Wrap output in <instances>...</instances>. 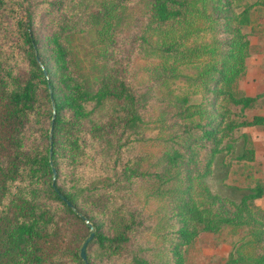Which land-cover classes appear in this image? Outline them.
I'll return each instance as SVG.
<instances>
[{
  "label": "trees",
  "instance_id": "obj_1",
  "mask_svg": "<svg viewBox=\"0 0 264 264\" xmlns=\"http://www.w3.org/2000/svg\"><path fill=\"white\" fill-rule=\"evenodd\" d=\"M257 12L264 0H0V264H86V220L89 264H188L224 232L222 264H264V183L236 201L208 182L220 155L256 160L238 133L264 128L240 89Z\"/></svg>",
  "mask_w": 264,
  "mask_h": 264
},
{
  "label": "rangeland",
  "instance_id": "obj_2",
  "mask_svg": "<svg viewBox=\"0 0 264 264\" xmlns=\"http://www.w3.org/2000/svg\"><path fill=\"white\" fill-rule=\"evenodd\" d=\"M249 2L255 0H248ZM263 12V11H262ZM257 12L251 27L246 28L251 42V58L248 61V73L240 83L241 93L260 96L252 109L246 111V117L264 116V13ZM262 15V16H259ZM248 133L256 148V160L243 162L230 156L220 155L215 160L212 175L208 178L215 193L239 201L259 182L264 183V128L253 127L241 130ZM243 141L238 144L237 155L243 151ZM256 204L264 208V197ZM235 238L227 232L221 235H205L195 240L186 250L188 264H222L231 250Z\"/></svg>",
  "mask_w": 264,
  "mask_h": 264
},
{
  "label": "water",
  "instance_id": "obj_3",
  "mask_svg": "<svg viewBox=\"0 0 264 264\" xmlns=\"http://www.w3.org/2000/svg\"><path fill=\"white\" fill-rule=\"evenodd\" d=\"M55 108V106H54ZM55 117V115H54ZM52 145V144H51ZM51 150H52V146H51ZM51 157H52V153H51ZM51 163L53 164V161H51ZM53 172H54V175L56 177V169L54 168L53 169ZM54 186H55V183H54ZM58 192V191H57ZM59 193V192H58ZM60 198L63 200V201H66L67 205L68 206H72L71 203L69 201L66 200V198L60 194ZM87 224L89 225L91 231H92V234L91 236L85 241V243L83 244L81 250H80V257L82 258V260L86 263V264H89L88 262V256H87V253H86V249H87V246L89 244V242L93 239L94 235H95V227L89 223L88 220H86Z\"/></svg>",
  "mask_w": 264,
  "mask_h": 264
}]
</instances>
